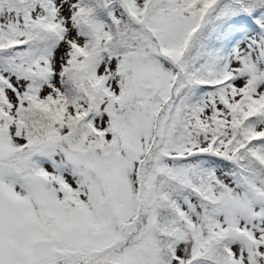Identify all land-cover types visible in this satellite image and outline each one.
I'll list each match as a JSON object with an SVG mask.
<instances>
[{"label": "snow or ice", "instance_id": "1", "mask_svg": "<svg viewBox=\"0 0 264 264\" xmlns=\"http://www.w3.org/2000/svg\"><path fill=\"white\" fill-rule=\"evenodd\" d=\"M0 264H264V0H0Z\"/></svg>", "mask_w": 264, "mask_h": 264}]
</instances>
